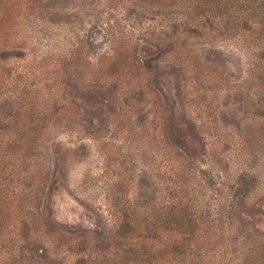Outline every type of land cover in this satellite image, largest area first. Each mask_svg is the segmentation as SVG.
<instances>
[{
	"label": "rangeland",
	"instance_id": "374dc122",
	"mask_svg": "<svg viewBox=\"0 0 264 264\" xmlns=\"http://www.w3.org/2000/svg\"><path fill=\"white\" fill-rule=\"evenodd\" d=\"M190 2L0 0V264H264V28Z\"/></svg>",
	"mask_w": 264,
	"mask_h": 264
},
{
	"label": "trees",
	"instance_id": "16d2710c",
	"mask_svg": "<svg viewBox=\"0 0 264 264\" xmlns=\"http://www.w3.org/2000/svg\"><path fill=\"white\" fill-rule=\"evenodd\" d=\"M161 3L164 4V6L171 3L172 0H160ZM186 1V0H185ZM190 1V0H189ZM199 1V0H198ZM207 8L206 10H203L202 13L205 12H212L214 8H217L218 4L220 3L224 5L225 8H227L229 5L234 6L235 2L238 1L239 3V12L241 15V19H245V26H249V24H252V21L255 22L257 25H260L261 28H264V0H208ZM255 5V3H257ZM234 3V4H233ZM190 4H194V2H190ZM239 19V18H238ZM250 20V21H249Z\"/></svg>",
	"mask_w": 264,
	"mask_h": 264
}]
</instances>
